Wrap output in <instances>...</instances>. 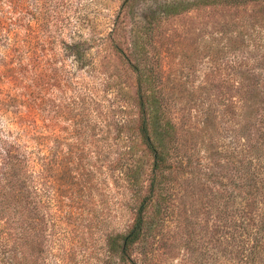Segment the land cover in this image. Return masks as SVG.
<instances>
[{
    "label": "rangeland",
    "instance_id": "rangeland-1",
    "mask_svg": "<svg viewBox=\"0 0 264 264\" xmlns=\"http://www.w3.org/2000/svg\"><path fill=\"white\" fill-rule=\"evenodd\" d=\"M183 1L0 0V143H42L35 149L41 157L54 140L61 157L67 151L82 165L93 181L86 242L93 259L104 257V233L123 232L133 219L122 164L136 160L125 147L136 139L138 117L129 61L152 65L200 165L192 182L184 181L188 175L177 180L165 220L134 246L133 257L145 264H264V239L238 226L225 199L229 178L242 181L231 152L244 158L264 131L262 123L252 125L246 101L252 81L264 84V5L226 10L192 0L164 15L167 5ZM138 38L146 43L142 53ZM207 112L209 130L202 127ZM210 151L214 162L204 159ZM208 167L228 184L205 179ZM41 176L47 189L45 170ZM46 225L50 239L54 228ZM53 253L43 264L54 262Z\"/></svg>",
    "mask_w": 264,
    "mask_h": 264
},
{
    "label": "trees",
    "instance_id": "trees-1",
    "mask_svg": "<svg viewBox=\"0 0 264 264\" xmlns=\"http://www.w3.org/2000/svg\"><path fill=\"white\" fill-rule=\"evenodd\" d=\"M196 2L226 10L264 5V0ZM194 4L192 0H185L177 6L167 5L163 12L164 15L175 14ZM145 40L148 41V37ZM145 40L136 41L138 47L135 48L140 53L145 50ZM75 55L79 58L80 52L76 50ZM129 63L136 73L135 98L138 108L137 123L132 127L136 139L125 145L126 155L136 160L122 163L130 192L127 209L133 214L131 225L123 232L106 231L103 235L105 256L95 254L97 258L93 259L94 254L86 242L91 217L86 220L85 215H90L91 210L93 214V205L87 207L85 203L93 191L89 173L78 162L69 160L67 151L61 157L54 140L50 147L44 145L41 152L45 149V153L41 157L35 155V149L36 146L40 149L42 143L36 142L33 149H27L15 142H2L0 264H43V259L52 251L55 252L52 264H75L78 254L85 258L82 264H145L133 257L134 246L162 224L170 208L175 183L185 175L190 178L184 181L192 182L195 178L192 174L200 164L193 160L187 146L186 132L184 135L181 133L172 111L166 105L167 93L158 87L160 77L154 66ZM250 85L252 89L248 91L246 100L250 108L249 120L252 125L255 120L258 124L262 123L264 128V92L261 93L264 84L255 80ZM258 111L262 114L256 116ZM205 118L202 127L209 130L213 126L209 112ZM249 142L244 158H239L235 151L229 157L236 172H240L242 181L233 175L235 178L231 176L229 184L223 183L221 178L227 177L218 175L211 167L206 168L209 173L201 174L205 179L212 177L213 185H230L225 199L234 204L232 216L239 221V227L243 225L241 227L245 233L259 240L264 239V131L254 138V142ZM209 148L211 150V144ZM216 155L217 152L210 151L204 159L214 162ZM128 157L125 159L128 160ZM94 168L92 166L90 170ZM44 170L48 178L44 183L47 189L42 188L41 175ZM43 196L46 197L45 201ZM149 210L152 215L148 214ZM46 223L49 224L48 229L51 225L54 228L52 233L49 230L50 239L45 235Z\"/></svg>",
    "mask_w": 264,
    "mask_h": 264
}]
</instances>
